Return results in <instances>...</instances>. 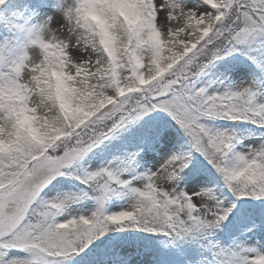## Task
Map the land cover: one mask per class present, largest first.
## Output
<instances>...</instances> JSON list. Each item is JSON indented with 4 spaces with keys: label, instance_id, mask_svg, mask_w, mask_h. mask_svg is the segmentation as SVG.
<instances>
[{
    "label": "snow or ice",
    "instance_id": "obj_1",
    "mask_svg": "<svg viewBox=\"0 0 264 264\" xmlns=\"http://www.w3.org/2000/svg\"><path fill=\"white\" fill-rule=\"evenodd\" d=\"M0 264H264V0H0Z\"/></svg>",
    "mask_w": 264,
    "mask_h": 264
}]
</instances>
